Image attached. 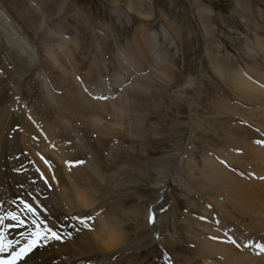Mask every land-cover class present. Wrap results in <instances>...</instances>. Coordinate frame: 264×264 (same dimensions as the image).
<instances>
[{"label":"rangeland","instance_id":"obj_1","mask_svg":"<svg viewBox=\"0 0 264 264\" xmlns=\"http://www.w3.org/2000/svg\"><path fill=\"white\" fill-rule=\"evenodd\" d=\"M242 69L264 91V0H0V139L41 176L53 158L68 204L78 205L75 188L94 199L72 215L83 230L105 217L126 242L145 238L128 264H205L201 240L243 255L247 244L227 235L264 246V215L246 201L238 207L254 214L240 219L222 203L240 202L230 178L243 190L264 181L239 157L264 147V106L228 86L224 76L237 81ZM89 87L112 90L113 107Z\"/></svg>","mask_w":264,"mask_h":264},{"label":"bare ground","instance_id":"obj_2","mask_svg":"<svg viewBox=\"0 0 264 264\" xmlns=\"http://www.w3.org/2000/svg\"><path fill=\"white\" fill-rule=\"evenodd\" d=\"M60 59L62 58L60 57ZM242 72H244L243 69L237 81L234 79L235 77H230V75L224 76V78L236 95L248 103H253L256 111L264 106V91L249 83L247 80L252 78L249 75L244 77ZM252 75L258 79H263L260 74L254 73ZM260 86L263 87L261 84ZM88 90L92 91V95L95 93L94 87H89ZM95 95L98 99H100V95L106 96L104 101L96 100L99 106L104 109L109 106L113 107L112 101L107 98L112 95V90L104 94L95 93ZM262 108L264 109V107ZM94 114H96L95 111ZM97 122L101 126H106L108 131H113L116 125H119L118 123H108L101 118H98ZM260 130L261 136H264V127L261 126ZM4 139V136L3 139H0V234H2L6 245L9 242L28 240L29 253L26 257L16 260L14 258L19 257L18 253H11V249H3L0 253V264H128L132 260L130 254L142 249L145 238L140 237L126 242L128 239L126 235L124 236L117 229L109 228L108 224L113 226L112 221L105 217H101V219L98 217L97 224L94 227L90 226L91 232H87V229L83 230L85 224L79 221L83 216L72 215L73 213L79 214L90 211L91 207L93 208L95 205L94 199L91 197L81 198L79 190L75 188L72 193H75L74 198L78 205L71 204L73 201L68 204L60 197L58 191L65 186L62 184L58 189H55L59 183H53L60 182L64 174L59 169L55 171L51 169L50 171L49 166H52L51 160L53 158L44 155L45 158L43 157V159L47 163V171H45L47 177L41 176L34 171L35 169H32L25 156L20 155L17 145L12 148L10 141ZM245 153H247V157L244 159L243 172L252 174L253 177L264 175V147H257L252 143L244 148L239 157L242 158ZM235 158H237L235 153L230 152L226 154L225 161L232 162ZM40 165L42 166V164ZM256 168L259 174L252 171ZM44 177L50 182L46 183ZM230 179L233 186L231 188L228 186V188H230L231 194H239L238 201L240 202L236 203L234 198L227 197L222 203V207L227 204L231 205L240 215L239 218L242 219L253 213L242 212L241 207H238L247 201V204L250 202L247 207L249 210H254L256 217L264 215V181L251 182L256 188L243 190L244 181L235 178ZM217 180H219L218 177ZM234 180L236 181L233 182ZM240 187L241 189H238ZM72 193L68 191L64 197H71ZM23 202H27L26 205H30L34 209L32 214L25 212L27 208L26 205L22 204ZM18 214H25L29 218H17L16 215ZM76 216L79 219L73 221ZM89 216L91 215L87 214V218ZM220 218L224 217L220 216ZM105 227L109 234L106 233ZM154 228L153 225L150 228L153 243H155L157 236L156 234L152 235ZM196 235L199 236L198 233ZM209 236L219 238L213 234H209ZM227 238L234 242L236 247L245 248L244 245L247 244L248 252L241 255L234 249L231 250L226 246H218L201 240L197 254L201 255L205 264H217V261L224 259V264H261L264 262V256L258 254L260 250L257 246L262 245L260 242H254L251 244L253 247L250 248L249 243L246 240H241L239 236L238 238L237 236L234 237V239L227 235ZM207 253L209 255H206ZM256 256L260 257L257 258ZM218 263L221 264V262Z\"/></svg>","mask_w":264,"mask_h":264},{"label":"snow or ice","instance_id":"obj_3","mask_svg":"<svg viewBox=\"0 0 264 264\" xmlns=\"http://www.w3.org/2000/svg\"><path fill=\"white\" fill-rule=\"evenodd\" d=\"M31 247V246H30ZM258 247H261V251H264V246H258Z\"/></svg>","mask_w":264,"mask_h":264}]
</instances>
